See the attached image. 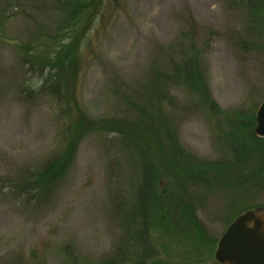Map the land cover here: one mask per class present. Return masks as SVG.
Segmentation results:
<instances>
[{
  "label": "rangeland",
  "instance_id": "rangeland-1",
  "mask_svg": "<svg viewBox=\"0 0 264 264\" xmlns=\"http://www.w3.org/2000/svg\"><path fill=\"white\" fill-rule=\"evenodd\" d=\"M87 1L0 0V264H136L138 208L159 206L161 216L179 200L192 205L209 244L178 229L161 239L158 228L149 242L164 264H219L232 222L264 213V152L246 159L239 143L242 118L256 121L264 99V0H104L78 71L62 69L56 85L74 89L84 113L113 128L86 135L43 197L32 173L63 147L72 121L47 56L69 43L64 22ZM197 55L204 95L184 75L163 80ZM139 123L168 126L197 161L224 171L185 186L161 172L165 197H150L129 141ZM127 128L136 130L126 137Z\"/></svg>",
  "mask_w": 264,
  "mask_h": 264
},
{
  "label": "trees",
  "instance_id": "trees-1",
  "mask_svg": "<svg viewBox=\"0 0 264 264\" xmlns=\"http://www.w3.org/2000/svg\"><path fill=\"white\" fill-rule=\"evenodd\" d=\"M257 1L259 5L263 4V1ZM103 2L104 0H89V2L74 4L75 6L71 7L64 22L65 30L70 32L68 37V40H70L69 43L47 56V58H49L50 68L52 71L56 70L57 73H55V87L59 92V102L62 104L61 111L67 117L71 116L72 121L68 123L67 135L63 147L52 159H48L45 166L38 169L36 173H32L34 184L43 197L47 193L49 194L53 184L60 181L65 176L72 165L80 141L86 135L101 131L107 127L109 129L113 128L110 123L102 125V122L89 118L77 101L74 89L69 92L66 89H61L62 84L59 86L56 85L62 80V74L60 72L62 69L67 68V71L68 69L69 71L70 69L78 71V60H76V58L80 50V45L92 30L96 18L104 5ZM195 58L196 60L193 67L194 59L192 62L186 63L183 72L176 68V77L168 76L164 77L163 80H168L169 82L174 79L183 80L182 77L184 75L189 82L188 85L190 87L188 86V88L192 92H196L195 89H199L204 95L206 93L204 76L201 72V67H199V56L197 55ZM56 67L60 68L55 69ZM206 101L207 103H211L209 96H206ZM255 126V116L247 117L245 121L244 118H242L241 130L244 133V139L239 141L242 145L240 154L246 159L249 158V154L251 155L255 152L256 148L264 152V138H259L254 134L253 129ZM137 127V130L127 128L125 132L126 137H128V129L132 134L134 130L138 131L135 136L132 135L129 141L133 144L142 165L144 164L142 170L145 176L144 187L147 186L148 195L150 197L156 199L158 197H165V192L163 190L159 192L162 173L170 174L173 177L172 180L175 179L182 186H185L189 183H199L209 180L207 175L211 172L218 173L224 171L223 168L225 165L222 163L211 164L197 161L195 157L181 145L175 132L171 131L168 126L164 127L163 131L162 128H160V130H155L156 128L151 126L146 128L144 123H139ZM235 141H238V139H234L231 144H237ZM246 178H248V175ZM172 204L173 206L170 204L171 207L167 208L165 213L161 216L157 215L159 206L157 209L152 207L150 210L148 205L146 210L142 208L143 211L138 208V216H140L141 212L143 215L141 219L139 218L140 228L138 229L139 233L138 231L136 232V236L143 244V247L140 248L141 257L136 264H164L159 251H156L153 243L148 240L150 231H154L156 228L160 230L159 234L161 235V239H163V235L160 233L161 231L165 230L166 232H171L174 229H178L185 230L193 237L195 236L201 247H205L206 244H209L204 227L194 216L192 205L187 204V202L186 204H182L181 200H179L176 206H174V203Z\"/></svg>",
  "mask_w": 264,
  "mask_h": 264
},
{
  "label": "water",
  "instance_id": "water-1",
  "mask_svg": "<svg viewBox=\"0 0 264 264\" xmlns=\"http://www.w3.org/2000/svg\"><path fill=\"white\" fill-rule=\"evenodd\" d=\"M255 135L264 138V99L256 112ZM215 259L219 264H264V213L239 215L221 237Z\"/></svg>",
  "mask_w": 264,
  "mask_h": 264
}]
</instances>
